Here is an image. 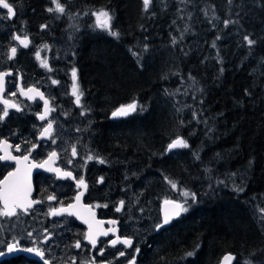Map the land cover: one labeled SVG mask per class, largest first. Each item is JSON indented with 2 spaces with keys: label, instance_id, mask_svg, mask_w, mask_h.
I'll list each match as a JSON object with an SVG mask.
<instances>
[{
  "label": "trees",
  "instance_id": "16d2710c",
  "mask_svg": "<svg viewBox=\"0 0 264 264\" xmlns=\"http://www.w3.org/2000/svg\"><path fill=\"white\" fill-rule=\"evenodd\" d=\"M25 1L30 9L28 12L33 13L36 8L35 0ZM85 1L93 2L95 6L98 2L109 1L117 24L119 22L128 33L126 37L117 38L118 50L113 47V38L110 39L113 42L105 41L109 46L97 41L93 42L92 46L84 44L79 47L78 52L82 53L83 60L90 67L89 70L80 72L88 89H95L96 86L95 90L100 96L112 98L113 108L118 102H127L133 97L136 101L143 97L148 98L152 94L151 82L152 88L166 94L178 85H187L191 92L180 94L177 98H181L185 103L198 105L201 117L206 118V129L209 133L206 147L201 154H196V161L211 165L214 173L245 170L247 179L241 194L245 197L263 195L264 0H169L166 9L162 12L153 9L149 15L147 11L142 10L140 0ZM196 3H200L203 12L197 10ZM142 14L143 18L140 17ZM158 17L160 19H157ZM206 20L207 23H204ZM224 21L232 23L225 26ZM212 22L214 25H211ZM135 26L137 29H134ZM176 27L180 28V32ZM181 35L182 39L184 38L182 43L178 41ZM245 36L255 43L249 46L244 40ZM158 37L163 43L168 42L173 46L177 69L168 80L155 82L156 76L152 73L149 75L150 81L145 83L142 73H138L137 68L134 69L129 57L124 55L120 47L124 46L132 51L145 45L147 48H153L157 44L155 38ZM170 40L172 42H169ZM189 41L200 42L201 50L200 46L187 50ZM213 41L215 48L212 47ZM205 48L208 49L206 53ZM210 56L213 58L212 64L201 62ZM87 72L97 76H86ZM100 78L104 80L103 86ZM157 84L159 87H156ZM151 116L150 119H143L141 134L148 135L145 138V150L153 156V152L157 155L161 153L162 139L159 136L154 147H149L147 139H152L155 124V117L153 114ZM200 124L198 121L188 127L197 126L198 131L197 135L191 138L192 141L187 140L189 146L197 141L203 132ZM106 133L109 134L107 145L118 144V147L114 148H120L121 151L127 148L122 142L126 140L122 136L123 130L113 128ZM136 139L143 142V138ZM142 156L144 159L152 157L147 152L142 153ZM182 165L177 160L172 163L177 170H180ZM191 188L196 192L195 188ZM211 188L209 185L206 193ZM194 207L201 209V212L197 213L196 218H192L195 211L189 212L190 226L185 230L181 229L179 234L177 231L174 245H168V248L174 247V252L177 253V247L184 244L186 247L183 245L182 250H191L195 242L201 240L202 249L198 252L199 255H203L209 248L218 250L217 254L229 252L235 256L237 252L245 250L252 264L264 261L262 223L255 220L250 224L241 209L236 210L232 205L228 206L230 209H226L217 204L200 202ZM217 208L219 210H216ZM260 230L262 232H259ZM201 262L208 264L205 258Z\"/></svg>",
  "mask_w": 264,
  "mask_h": 264
},
{
  "label": "rangeland",
  "instance_id": "374dc122",
  "mask_svg": "<svg viewBox=\"0 0 264 264\" xmlns=\"http://www.w3.org/2000/svg\"><path fill=\"white\" fill-rule=\"evenodd\" d=\"M34 2V6L36 7L33 11L34 15L40 13L42 3L44 4V6H46V9L48 7H55V5L51 3V0H35ZM60 2L65 6V0H60ZM94 4L95 3L93 2L88 3L85 0H71L68 2V6L66 4L67 7L65 6V8L67 9L68 13H72L70 17L73 19H78L76 23H74L71 22V19L69 17V25H72V29L75 34H72V32L69 30L71 29V27L68 25L67 18L63 16L62 20L56 21V28L59 27V31L68 29V34L70 33V37L63 36L54 39L49 46L50 48L48 49L44 48L43 46H37L36 49L35 47L32 48V50H34V53L31 56L37 62V65H39V70L48 73V75H50L51 73L48 68L41 67L40 61L36 59L35 54L37 51H40L41 59H46L47 56H49L48 51H51L52 49L56 55L58 54L61 62L74 60V63H76L81 72V70H89L90 67H88V64L85 62V60H83L82 53L80 54V52H78L80 46L83 47L84 44L92 46L94 45L93 42L97 41H99L100 43H105V46H109V44L105 41H112L110 39L113 38V47L118 50V44H116L118 42L117 38L109 35L107 31L95 27V17L91 15V13L94 11H98L101 8L110 11V13H112L114 16V19L112 21L113 29L119 31V38L128 36L127 30L122 28L121 25H119V22L117 24L114 12L111 9V3L109 1L98 2L96 5L97 7ZM141 4L143 6V2H141ZM168 4L169 0H150L147 15H149V13L153 9L162 12V10L168 7ZM86 5H88V7H85ZM196 6H198V11L203 12V7H201L200 3H196ZM28 10H30L29 6ZM142 10L144 11L143 7ZM86 12L88 13V15L84 14ZM21 13L22 10L18 16V19L20 21L21 18H23L22 16H20ZM46 13H48L47 10ZM53 13L56 14L55 12ZM140 17L143 18V14ZM5 18L6 16H4V19ZM157 19L160 18L158 17ZM204 23H207V20ZM213 23L214 22H212L211 25H214ZM8 25L9 24H6L0 17L1 43L4 41L5 37L9 35ZM136 26L134 27V29H137ZM164 26H166V24H164ZM176 28L177 31L180 32V28ZM38 29L39 27L34 29L32 28V33L35 31V35H40ZM18 30L22 32L21 37H23V33L26 32V30L28 31L29 29L26 28L25 25H21V28L16 29V31ZM182 37V35L179 36L178 41H180V43H182L181 40L184 39H182ZM155 39H157V44L153 48H145L144 46H141V48L137 47V50L132 51L125 49L124 46L120 47L123 53H125L124 55L129 57L134 69L137 68L138 73H142L145 78H143L145 83L150 81L149 75L152 73H154V75L156 76L155 82L168 80L177 69L176 55L174 54L173 46L168 42L163 43L161 40H159V37ZM169 42H172V40H170ZM15 43V45L19 44L18 41H15ZM180 43H178V46L180 45ZM193 43L194 42L189 41V48H187V50L190 51L191 47L195 49L199 46L201 50L202 46L200 42L194 44ZM5 44L7 45L8 42L6 41ZM10 44L13 46L12 36ZM207 46L209 45L207 44ZM206 49L207 48H205L204 53L207 52L208 49ZM25 50L28 52V47L25 48ZM3 51L4 50H2V52ZM72 53L74 54V58ZM133 53H135V55ZM212 59V56H210L205 60H201V62H205L210 65L212 64ZM87 74L88 72L86 73V76ZM88 75L97 76L96 74ZM67 78H69L70 80V75L67 76ZM83 80L81 83H83V86L85 88L86 97L82 102V106L87 107L88 105L89 110V117L85 118L86 126L88 128L86 130V136L92 144L89 153L94 157V159L91 160L90 163L101 164L99 163V160L96 159V157H98L107 161L106 164L110 165L111 167L114 166L117 168H124V175H122V172H120L118 174V177L122 176V181H125V178H127V181L132 182L131 185L130 183L128 184V186H130L127 188L133 196L132 199L134 202L131 203V207L134 209V215L131 219H133L134 222L146 224L147 222H149L148 220L153 214L152 212L155 211V205L158 201H161L162 199L172 198L173 200H176L178 202H183L185 198L182 196V191L188 190L189 192H193L194 189L191 188L193 187L196 190V192L194 191V193H196L197 202H192V200L189 198V211L186 213H182L180 216V218L183 220V224H181L183 230L190 226L189 212L191 210L192 212L195 211L194 214H192V218H196L197 213L201 212V209L197 210L194 207L200 202H208L215 205L217 204L218 206L224 207L226 209H230L231 207L229 208L228 206L232 205L236 210L237 208L241 209L242 213L247 216L250 224H253L255 220L259 221L260 223H264L261 221V217L264 216V213L261 212V209H264V194L245 197L243 196V194H241L242 192L235 191V188L237 186L243 188L245 186V181L247 179L245 170L214 173V169L211 167V165H209V167L207 164H205L204 161L202 163L196 161V154H201L202 150L206 147V144L209 140V133L206 129V118L201 117V112L198 105H191V103H185L181 98H177V96H180V94L191 92L190 87H188L187 85H178L174 90L166 94L164 92L157 91V89L154 87L152 88L153 82H151L150 90L152 91V94H150L148 98L143 97L142 99L137 101L134 97L130 98L127 102L133 103V101H135L137 104V110L130 113L123 120L122 124H117L121 127L120 129L123 130L122 136H124L126 140H122V142L126 144V149H128V151H121L120 148H114L118 144L116 145L114 143L112 146L107 145L106 139H108L107 135L109 136V134L106 133V130L102 124V120L106 119L105 110L110 107L113 99H110L109 96H100L95 90L96 86L94 87L95 89H88L85 81ZM100 80L102 83L101 85L103 86V78H100ZM56 81H58V83L56 84H53L52 81H50L51 85L57 88V90L49 92L50 97L60 100H69V97H71V100H73L74 102L73 105H76L75 97L71 94L73 82H70L67 85L62 84V87L60 88V81ZM156 87H159V85ZM79 89L80 91H82L80 87ZM125 98H127V96ZM52 108L55 109V111L49 113L50 120L53 121L52 138H48L47 142L41 148H50L53 151H56L64 161L68 162L69 160H71L69 150L72 148V144L77 140V134L75 130L80 125L79 122L81 118L75 117V114L73 112L74 109H72L70 104L65 105L64 103H58L57 106L53 105ZM139 111L143 112L138 113ZM145 112H149L145 116L146 119H150V117L152 118L151 114H153L155 117L154 134L152 136V139H147L149 147H154L159 136H161L162 139V143L160 146L161 153L158 155L156 154V152H153V156L150 155L151 152L146 151L147 149L145 148V138H147L148 135L145 136L144 134H141L143 119L145 117L143 119V116L139 119L137 118L139 114L144 115ZM93 118L96 120H94ZM198 121L201 123L200 127L201 130L203 129V132L200 134V137L197 139V141L190 144L189 148L174 149L170 153L164 154L167 149V145L177 136H180L186 141H189L192 137L197 135V126L191 128L188 127L195 125V123H198ZM31 127H35L38 130V122L34 121ZM136 138H139V140L143 138V142L138 141ZM53 139L55 140V143H52ZM190 141H192V139ZM128 143L129 145H127ZM101 146L103 148H106L104 154L102 150L96 151L97 148H102ZM145 152L149 153V156L152 157H146L144 159L142 153ZM104 156L106 157V159L104 158ZM176 160L178 163H180L181 165L183 164L182 166H184L183 168L181 166L180 170L174 169V167L172 166V163H174V161ZM151 163H158L162 166L151 167ZM165 177H168V179L175 181L177 183V188L173 189L168 181L165 180ZM209 185H211L212 188L208 193H206ZM240 196H243V198H241ZM128 209H130V206H128ZM216 210L219 209L217 208ZM259 232H262V230H260ZM1 237L2 236L0 231V239ZM260 237L262 238V236ZM200 241L201 240L196 241L193 248L191 249L192 252L195 251L197 255L195 264H200L203 258H205L206 262L210 264L214 260L218 250L209 248V250L206 251L207 248L205 247L206 252H204L203 255H199L198 252L202 249ZM184 252L185 251L182 250L183 254L175 256L174 259L176 262H179L181 259L186 260L188 258V256ZM236 256L235 261L237 262L235 264H242L245 262V260L250 261L252 264V260L248 258L245 250L237 252ZM256 264H264V261Z\"/></svg>",
  "mask_w": 264,
  "mask_h": 264
},
{
  "label": "flooded vegetation",
  "instance_id": "af4514ba",
  "mask_svg": "<svg viewBox=\"0 0 264 264\" xmlns=\"http://www.w3.org/2000/svg\"><path fill=\"white\" fill-rule=\"evenodd\" d=\"M24 1L25 0H8L9 3L13 4L16 13L12 18H8L7 12L0 8V17L6 24H9V35L5 37L2 43L0 42V71H9L12 73L11 76L6 77V90L3 95L4 98L10 99L19 104L21 109L20 111L9 109V115L5 117L3 121H0V140H7L9 144L13 145V148L11 149L12 154L17 156L27 154L24 150L30 148L32 144L38 145V147L32 152L30 162L32 160H35L37 163L43 162L53 150L50 148H41L47 142L48 138L38 140L37 137L41 130L47 125L50 116L48 115L47 119L41 121L38 116L44 112L43 101L40 100L39 97L35 100L23 98L19 93V88L24 87L27 89L29 87H34L38 89L40 92L44 93L45 99L49 100L50 107L53 105L57 106L58 103H64L65 105L70 104L72 109H74L73 112L75 117L81 118L79 122L80 125L75 130L77 140L72 144V147H76L77 155L73 157L72 148L69 150L72 161V163L69 164L58 154V158L52 164V167H57L64 171H71L76 179L83 177L88 187L81 198V204L85 206L91 205L92 211L95 212V219L104 221V224L102 225L104 229L116 228L118 235L121 237L127 236L133 240V246L131 248H125L122 244H117L115 247L111 246L110 241L114 239L115 236L112 233H109L106 237H99L97 248L92 249L91 245L84 240V233L87 232L86 228L75 219V217L67 214L59 216L47 215L50 208H60L61 206L67 207L68 204L75 203V196L80 191H83V189L77 188L76 179H58L55 173H45L42 171L33 172L31 175L33 188L31 198L41 201V203L35 204L27 215L22 214L18 218L0 217L1 239L11 241L12 237H16L20 240L21 245L31 246V241L27 238V233H33L32 239L42 240L44 235H46L44 229H47L48 233H51L52 238L48 244L39 246L47 250V258L52 260V264H72L73 257L76 258V264H81V261L89 260L93 256H95L97 264H128V261L133 256L136 258V264H195L197 256L195 251H193L194 255L188 256L186 260L181 259L179 262L175 261L174 256L177 253L178 255L183 254L182 249L186 247L184 244L179 248L177 247V253L174 252V247L168 248V245L171 246L175 242L174 238L177 235V231L179 234L182 229L181 224H183V220L180 217L173 219L172 222L169 225H166L163 229L159 231L155 230L154 226L162 221L159 214L160 203L166 199L157 202L155 205V211L152 212L153 214L148 220L149 222L146 224L134 222L133 219H131L134 215V209L131 207V203L134 202L132 199L133 196L127 188L132 182L127 181V178H125V181H122V176L118 177L120 172L124 175V168L111 167L106 164L107 161L105 160V163L103 164H94L90 163V161L86 162V158L90 155L89 152L92 144L86 136V130L88 128L86 126L85 118L89 117V110L88 105L87 107L82 106V102L86 97V92L83 83H81L82 79L78 66L74 63V60L61 62L58 54L56 55L51 49V51H48L49 56L46 58L48 65L51 68V73L48 75V73L39 70V65H37V62L31 56L34 53L32 48L35 47L36 49L37 46L41 47L48 45V49L54 39L63 36L70 37V33L68 34L69 30L72 34H75L72 25H69V17L72 13H68L67 9L63 15L58 13H46V6L42 3L40 13L34 15L33 13L28 12L27 2ZM65 1V6L66 4L68 6V2L71 0ZM85 7H88V5ZM21 10L22 13L20 16L23 17L21 18L22 22L18 19ZM4 16H6L5 19ZM63 16L67 18L68 25L71 29L59 31V27L56 28L55 22L62 20ZM70 19L71 22L74 23L78 20L71 17ZM21 25H25V27L29 29L23 33V36L27 35L31 41L28 47V52L23 46L19 44L15 45L16 40L13 39L14 35L22 34L21 31H16V29L21 28ZM41 25H47V27L42 29ZM31 27L33 29L39 27L38 31L40 35H35V31L32 33ZM11 36L13 46L10 44ZM6 41L8 42L7 45L5 44ZM11 47L17 48L16 56L13 59L8 58ZM2 50L4 51L2 52ZM73 68L76 69L77 83L83 92L81 106L79 107L73 105L74 102L71 100V97H69V100H60L57 98H51L49 95V92L57 90L55 86L51 85L50 81L59 80V84H61L60 88L62 87V84L67 85L70 82H73ZM69 75L71 77L70 80L67 78ZM12 92H16V96H11ZM130 103L118 102L113 108H111V105L110 107L108 106L109 108L105 110L106 119L102 120V124L107 132L113 128L122 130L117 124H122L127 116L113 119L110 118V113L116 110V107ZM2 109L3 105L0 104V114H2ZM141 112L143 111H139L138 113ZM148 113L145 112L144 115L139 114L137 118L139 119L143 116V119ZM34 121L38 122V130L35 127H31ZM16 144L21 146V152L15 151ZM100 150H102L104 154L106 148L102 147L96 149V151ZM170 152L171 151H167L166 149L164 154ZM104 158L106 159L105 156ZM150 166L158 167L162 165L151 163ZM13 168V162L0 161V180ZM101 177H103V182H100ZM129 183L130 185L128 186ZM49 195H55L56 200H47ZM121 200L125 202L124 207L122 211L117 212L115 209L119 206ZM167 200L173 199L167 198ZM96 205H100V207H96ZM104 205H107V207H104ZM128 206H130V209H128ZM84 214L87 215L86 213ZM110 220H115L117 223L115 225L107 223ZM76 240L81 241L82 247L80 249L73 247ZM101 247L104 248L103 256L98 254ZM136 247H139L140 249L138 254L135 252ZM120 251H124L126 255L120 257ZM184 251L186 254L192 252V250ZM222 254L224 253L216 254L214 260L210 264H217L218 259ZM5 264H42V261L34 254L19 253L15 257L11 255L8 256ZM200 264L204 263L200 262Z\"/></svg>",
  "mask_w": 264,
  "mask_h": 264
},
{
  "label": "snow or ice",
  "instance_id": "6c2138e0",
  "mask_svg": "<svg viewBox=\"0 0 264 264\" xmlns=\"http://www.w3.org/2000/svg\"><path fill=\"white\" fill-rule=\"evenodd\" d=\"M51 3L55 5V7H48L46 10L49 13H58V14H65L66 8L65 6L60 2V0H51ZM150 0H143V8L144 11H147L149 8ZM0 8L7 10V17L12 18L15 16V11L13 8V4L9 3L8 0H0ZM85 15H88V13H84ZM95 17V27L100 28L104 31H107L109 35L119 38L120 33L118 30L113 29L112 21L114 19V16L110 11L101 8L98 11H94L91 13ZM225 26H227L229 23H232L231 21H224ZM47 25H41V28H46ZM13 39L19 42V45L23 46L24 48L29 47L31 41L29 40L27 35H24L21 37V35L17 34L13 36ZM219 39V37H217ZM244 40L247 42L249 46L253 45L255 43L254 40L250 39L248 36L244 37ZM175 43V39L173 40ZM44 48H47L48 45H44ZM212 47L215 48L216 44L215 41H213ZM145 48H147V45H145ZM17 48L11 47L10 49V55L9 59H13L16 56ZM135 55V53H133ZM36 59L40 61L41 67L48 68L49 71H51V68L48 65V62L46 59H41L40 51L36 52ZM221 72H223V69H221ZM12 73L9 71H0V104L3 105L2 114H0V121H3L5 117L9 115V109H16L17 111H20V105L16 102L4 98V93L6 90V77L11 76ZM194 81V78H192ZM72 95L75 97V103L77 106H81V98L83 96V92L80 91L79 85L77 83V72L76 69H72ZM53 84L58 83V81L53 80ZM19 93L23 96H26L29 100H35L37 97L40 98V100L43 101L44 104V112L42 114H39L38 118L43 121L47 119L50 112L55 111L54 108L50 107V102L48 99H45L44 93L40 92L38 89L34 87H29L25 90L24 87L19 88ZM16 92H12L11 96H16ZM137 110V104L135 102L121 105L118 107L113 113V117H124L128 116L130 113L135 112ZM83 114V113H82ZM195 115V114H194ZM53 133V121L49 120L47 125L43 128V130L40 132V138H52ZM52 143H55V140H52ZM38 147L36 144H32L30 148L25 149L24 151L27 154L24 155H13L11 149L13 148V145L9 144L7 140H0V153H3L0 155V161H13L15 162V170L10 171L7 173V175L0 180V217L3 218H18L20 215H27L29 214L30 209L33 208V206L37 203H41V201L32 199V181H31V175L32 170L35 168H43L49 172H53L56 174L58 179H76V177L73 176V173L71 171H64L57 167H52V164L55 162V160L58 158V153L56 151H52L48 154V158L44 160L43 162L37 163L35 160H32L30 162V157L32 156V152ZM180 148H189L188 142L180 137L177 136L175 139L171 140V142L167 145V151H172L174 149H180ZM15 151L21 152V146L19 144L15 145ZM77 155L76 147H72V156L75 157ZM94 157L92 155H89L86 158L87 161L93 160ZM96 159L99 160V163L103 164L105 163L104 159L96 157ZM197 159H199V156H197ZM69 164L72 163L71 160L68 161ZM165 180L168 181V183L171 185L173 189L177 188V183L175 181H172L168 179V177H165ZM100 182H103V177H101ZM76 186L79 189H83V191H80L75 196V203L68 204L67 207L61 206L60 208H50L47 215L50 216H59L63 213H67L69 215H76L80 219L84 221L85 224L88 225V231L84 233V240H86L92 247V249L97 248L98 238L101 236H108L109 233H112L115 238L110 241L111 246L115 247L117 244H122L125 248H131L133 246V240L127 236L121 237L117 234L116 228H108L104 229L102 225L104 224V221H99L95 219V212L92 211V206L88 205L85 206L81 204V198L84 195V192L87 190V183L85 182L83 177H80L79 179H76ZM235 191L242 192L244 191L243 187L237 186L235 188ZM182 196L185 198L183 202H178L176 200H165V210L163 219L161 222L157 223L154 227L156 231H159L163 229L166 225H169L173 219L178 218L181 216L182 213H186L189 211L188 207V200L189 198L192 200V202L196 201V193L189 192L188 190L182 191ZM47 200L53 201L56 200L55 195H49L47 197ZM124 201L121 200L119 202V206L116 207V211L120 212L122 211L124 207ZM96 207H100V205H96ZM104 207H107V205H104ZM261 212L264 213V209H261ZM86 213L87 215H85ZM261 221L264 222V216L261 217ZM107 223L115 225L117 221L110 220ZM262 227H264V223H262ZM44 232L46 235H44L42 240L39 239H32L33 233L28 232L27 238L31 241V246L29 245H21L20 240L16 237H12L11 241L6 239H0V264H5L6 258L8 256H16L19 253H26V254H34L36 257H38L42 264H52V260L47 258L46 255V249L40 247L39 245L48 244V242L51 240L52 235L51 233H48L47 229H44ZM74 248L80 249L82 247L81 241L76 240V242L73 245ZM135 252L138 254L140 252L139 247L135 248ZM98 254L100 256H103L104 254V248H100L98 251ZM126 253L124 251L119 252V256L123 257ZM187 256L194 255L193 252H188L186 254ZM235 256L232 254H227L223 257V260L221 264H232V261L235 260ZM72 264H76V258H72ZM81 264H97L95 256H93L89 260L81 261ZM128 264H136V258L133 256L129 261ZM244 264H251L250 261L245 260Z\"/></svg>",
  "mask_w": 264,
  "mask_h": 264
},
{
  "label": "water",
  "instance_id": "95a60500",
  "mask_svg": "<svg viewBox=\"0 0 264 264\" xmlns=\"http://www.w3.org/2000/svg\"><path fill=\"white\" fill-rule=\"evenodd\" d=\"M140 1L143 2V0H140ZM4 10H5V9H4ZM5 11L7 12V10H5ZM9 53H10V50H9ZM25 90H26V89H25ZM21 96H22L23 98H25V99H28L26 96H23V95H21ZM114 111H115V110H114ZM114 111H112V112L110 113V118H113V119H114V118H117V117H113V116H112V113H113ZM42 130H43V129H42ZM42 130H41V131H42ZM37 139L40 140V139H45V138H40V134H39L38 137H37ZM2 154H3V153H0V155H2ZM47 158H48V157H47ZM47 158H46V159H47ZM46 159H45V160H46ZM1 162H13V161H1ZM13 163H14V168H13L11 171H14V170H15V167H16V166H15V162H13ZM36 171H42V172H45V173H48V172H49V171H47V170H45V169H43V168H35V169L32 170V173H33V172H36ZM6 175H7V174H6ZM6 175H5V176H6ZM5 176H4V177H5ZM4 177H3V178H4ZM3 178H2V179H3ZM2 179H1V180H2ZM0 206H2V205H0ZM165 207H166V206H165V204H164V201L161 202V203H160V206H159V214H160L161 219H163V215H164ZM63 214H67V213H63ZM67 215H69V214H67ZM71 216L75 217V219H77V220H78V221H79V222H80V223L86 228V231H88V225L85 224L84 221H83L82 219H80V218L77 217L76 215H71ZM175 219H176V218H175ZM227 254H232L233 256H235L233 253H229V252L224 253V254H222V255L219 257L217 264H221V262H222V260H223V257H224L225 255H227ZM234 261H235V260L232 261V264H234Z\"/></svg>",
  "mask_w": 264,
  "mask_h": 264
},
{
  "label": "bare ground",
  "instance_id": "6f19581e",
  "mask_svg": "<svg viewBox=\"0 0 264 264\" xmlns=\"http://www.w3.org/2000/svg\"><path fill=\"white\" fill-rule=\"evenodd\" d=\"M234 263H235V261H234Z\"/></svg>",
  "mask_w": 264,
  "mask_h": 264
}]
</instances>
